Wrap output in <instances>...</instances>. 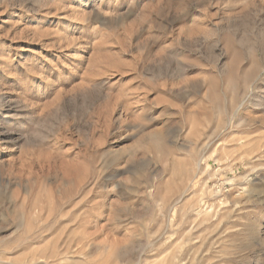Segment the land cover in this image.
<instances>
[{
	"label": "rangeland",
	"instance_id": "374dc122",
	"mask_svg": "<svg viewBox=\"0 0 264 264\" xmlns=\"http://www.w3.org/2000/svg\"><path fill=\"white\" fill-rule=\"evenodd\" d=\"M0 264H264V0H0Z\"/></svg>",
	"mask_w": 264,
	"mask_h": 264
},
{
	"label": "bare ground",
	"instance_id": "6f19581e",
	"mask_svg": "<svg viewBox=\"0 0 264 264\" xmlns=\"http://www.w3.org/2000/svg\"><path fill=\"white\" fill-rule=\"evenodd\" d=\"M207 217H208V215H207ZM208 219V218H207ZM208 221V220H207Z\"/></svg>",
	"mask_w": 264,
	"mask_h": 264
}]
</instances>
